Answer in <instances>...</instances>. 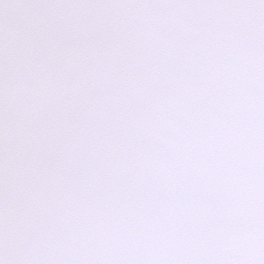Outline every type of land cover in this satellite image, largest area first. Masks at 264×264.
Returning <instances> with one entry per match:
<instances>
[{
  "label": "snow or ice",
  "instance_id": "1",
  "mask_svg": "<svg viewBox=\"0 0 264 264\" xmlns=\"http://www.w3.org/2000/svg\"><path fill=\"white\" fill-rule=\"evenodd\" d=\"M0 264H264V0H0Z\"/></svg>",
  "mask_w": 264,
  "mask_h": 264
}]
</instances>
